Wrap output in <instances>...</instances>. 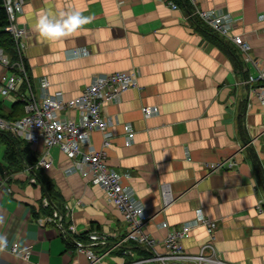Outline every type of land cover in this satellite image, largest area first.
I'll use <instances>...</instances> for the list:
<instances>
[{
    "label": "crops",
    "instance_id": "obj_1",
    "mask_svg": "<svg viewBox=\"0 0 264 264\" xmlns=\"http://www.w3.org/2000/svg\"><path fill=\"white\" fill-rule=\"evenodd\" d=\"M183 1L173 0L174 10L166 0H22L16 24L26 31L27 76L35 93L45 79L49 94L59 92L68 100L97 76L134 72L136 86L103 107L112 138L104 153L107 166L123 175L122 183L153 217L144 231L160 241L200 213L215 224L213 256L205 251L206 256L223 264H262L264 107L245 84L257 70L243 63L228 40L206 26L200 29L204 25L194 5ZM196 6L231 14L233 35L244 36L251 58L264 63V22L258 20L264 0H197ZM76 10L92 18L83 26L86 31L49 44L34 28L39 13ZM76 50L87 54L74 56ZM13 99H0L7 114ZM145 106L157 113L144 118L140 108ZM124 125L134 133L129 146ZM101 142L99 132L90 133L92 148L100 150ZM28 149L19 163L0 161V237L17 242L29 257L22 260L0 248V264H89L71 240L87 244L81 235L92 231L106 238L90 246L101 257L96 264H157L142 245L116 246L126 232L122 216L98 186L69 172L72 162L64 154L49 148L51 166L33 170L26 160L30 155L38 160L46 151L42 142ZM229 157L235 158V168L207 174V163ZM163 187L173 200L164 210ZM44 198L49 209L42 208ZM161 223L167 229L158 228ZM208 241L199 227L182 245L188 256H196Z\"/></svg>",
    "mask_w": 264,
    "mask_h": 264
},
{
    "label": "built area",
    "instance_id": "obj_2",
    "mask_svg": "<svg viewBox=\"0 0 264 264\" xmlns=\"http://www.w3.org/2000/svg\"><path fill=\"white\" fill-rule=\"evenodd\" d=\"M194 5V15L209 28L213 33L228 40L233 46L238 48L239 54L244 64L250 63L257 70L254 76H249L245 84L249 86L250 92L264 107V63L254 61L250 56V45L242 35H233L234 19L227 12L216 9L199 10L196 6L197 0H190ZM171 9L176 10L177 6L173 0H166ZM22 0H3V7L7 15V26L4 31L12 37L16 52V60L11 62L0 50V96L6 98L13 96L14 103L22 105L23 115L15 120H5L0 118V130L7 131L15 138L31 145L42 142L45 151L55 147L64 154L71 162L70 173L78 174L83 179L98 186L104 198L112 204L122 216L126 225L124 238L116 245L132 243L142 245L150 251L152 260L157 264H223L214 260L211 256H206L205 251H209L213 256V237L215 228L213 222L207 221L202 215L196 217L183 225L177 231L169 232L160 241L152 238L144 230L153 219L141 203L137 200L133 189L122 183L123 175L109 168L105 161V149L111 145V134L108 129L111 122L103 116V107L106 104L116 102L121 94L136 86V75L134 72H118L95 77L75 98L65 100L61 93L49 94L47 91V81L40 80L38 89L32 90L27 76L24 63V44L26 36L24 28L16 24V18L21 13ZM258 20L264 22V13L258 15ZM86 51H73L74 56H85ZM76 113L75 117H66V113ZM140 112L144 118H149L157 113L155 107H141ZM97 131L102 135L101 149L95 150L90 144V133ZM125 146H129L133 140V131L129 125L123 126ZM264 132V127L262 128ZM51 166V159L47 151L37 160L36 167L48 169ZM237 166L234 157L211 163L208 166V174L219 170H231ZM163 199V210L171 203L167 190H161ZM49 205L48 199L42 200V207ZM53 212L52 220L60 227V218ZM199 227H203L208 243L201 246L196 256H188L183 248L182 241L187 239L190 233ZM158 228L167 229L166 223H161ZM60 229V228H59ZM71 230V229H70ZM88 243L82 244L71 240L77 251L85 254L89 264H96L101 260L90 249V246L103 243L105 236L94 231L86 234ZM161 247L162 252H158ZM1 249L22 260H27L29 252L21 249L17 242L0 245ZM264 264V262L262 263Z\"/></svg>",
    "mask_w": 264,
    "mask_h": 264
},
{
    "label": "trees",
    "instance_id": "obj_3",
    "mask_svg": "<svg viewBox=\"0 0 264 264\" xmlns=\"http://www.w3.org/2000/svg\"><path fill=\"white\" fill-rule=\"evenodd\" d=\"M181 2V0H178ZM183 1V0H182ZM184 3V1H183ZM194 22L196 20L193 19ZM7 15L3 7V0H0V50L3 52L4 55L7 56V58L13 62L16 60V52L14 48V44L12 41L11 35H9L7 32L4 31L5 27L7 26ZM198 27V26H197ZM200 29H205V26L199 27ZM205 32L209 33L208 31L204 30ZM219 39V38H217ZM16 109L18 110L17 112ZM15 110V111H14ZM22 105L19 102H15L12 107V112L10 114H7L3 111L2 105L0 102V118H3L5 120H15L22 115ZM21 112V113H20ZM0 145L5 147L3 158L6 160L7 163H19L20 159H25V156L28 155L30 150L28 149V143L21 141L14 136H12L7 131H1L0 130ZM27 165L30 166L34 170V166L37 163V158L35 156L30 155L29 159L26 160ZM0 172H1V164H0ZM32 173H37V171H32ZM38 178L35 174V179ZM48 196V193H46ZM49 201L50 197L48 196ZM52 203V202H51ZM42 207L49 209L51 207ZM50 211V210H49ZM81 238L83 242L87 241L86 235H81ZM69 245V242H68Z\"/></svg>",
    "mask_w": 264,
    "mask_h": 264
},
{
    "label": "clouds",
    "instance_id": "obj_4",
    "mask_svg": "<svg viewBox=\"0 0 264 264\" xmlns=\"http://www.w3.org/2000/svg\"><path fill=\"white\" fill-rule=\"evenodd\" d=\"M91 19L83 15L82 10L61 12L58 16L39 13L34 28L44 41L55 44L78 30L86 31L83 26L90 23ZM4 243V238L0 237V245Z\"/></svg>",
    "mask_w": 264,
    "mask_h": 264
},
{
    "label": "rangeland",
    "instance_id": "obj_5",
    "mask_svg": "<svg viewBox=\"0 0 264 264\" xmlns=\"http://www.w3.org/2000/svg\"><path fill=\"white\" fill-rule=\"evenodd\" d=\"M0 99H1V100H4L5 98H3L2 96H0ZM3 148H4V147L0 145V161H1L2 158H3V151H4ZM198 214H199V213H198Z\"/></svg>",
    "mask_w": 264,
    "mask_h": 264
},
{
    "label": "bare ground",
    "instance_id": "obj_6",
    "mask_svg": "<svg viewBox=\"0 0 264 264\" xmlns=\"http://www.w3.org/2000/svg\"><path fill=\"white\" fill-rule=\"evenodd\" d=\"M213 163H216V162H213ZM211 163H207L206 164V168H207V174H208V172H209V170H208V166L210 165ZM212 174V173H211ZM211 174H208V175H211Z\"/></svg>",
    "mask_w": 264,
    "mask_h": 264
}]
</instances>
